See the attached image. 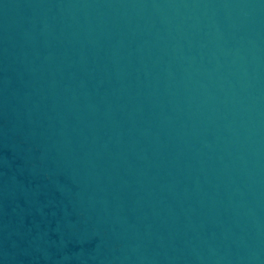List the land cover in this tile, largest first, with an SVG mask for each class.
<instances>
[{
	"label": "water",
	"instance_id": "obj_1",
	"mask_svg": "<svg viewBox=\"0 0 264 264\" xmlns=\"http://www.w3.org/2000/svg\"><path fill=\"white\" fill-rule=\"evenodd\" d=\"M0 264H264V0H0Z\"/></svg>",
	"mask_w": 264,
	"mask_h": 264
}]
</instances>
